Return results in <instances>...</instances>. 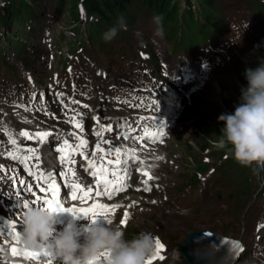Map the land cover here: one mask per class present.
Listing matches in <instances>:
<instances>
[{"label":"clouds","instance_id":"obj_1","mask_svg":"<svg viewBox=\"0 0 264 264\" xmlns=\"http://www.w3.org/2000/svg\"><path fill=\"white\" fill-rule=\"evenodd\" d=\"M122 21L123 17L117 25ZM153 23L162 35L163 17L154 16ZM118 30V26L109 28L103 40L110 42ZM244 78L247 86L240 90V103L233 113L218 117L224 126L216 147L227 149L241 166L264 165V60L254 69L246 68ZM58 214L41 206L24 208L19 223L22 231L18 232L20 246L46 250L54 257V264H146L156 253L158 238L152 232L141 231L127 238L111 217L61 225Z\"/></svg>","mask_w":264,"mask_h":264},{"label":"rangeland","instance_id":"obj_2","mask_svg":"<svg viewBox=\"0 0 264 264\" xmlns=\"http://www.w3.org/2000/svg\"><path fill=\"white\" fill-rule=\"evenodd\" d=\"M14 1L17 2L18 0H14ZM233 1H236L237 4H240V3L247 4L253 0H221L218 7L224 12V15H226L227 12L229 11H238L237 15H240V16L245 15L244 13L241 12L242 10H245L244 8H239L236 10L233 8H228ZM256 2H259V3L261 2L264 4V0H257ZM53 5L55 4L53 3ZM53 5L48 0H45V2L42 1V3H39L38 7H35L38 12L40 11L43 12V14L40 15L39 23L41 24L42 22H44V24L48 26L47 31L50 32V35H47L46 33H43V32L42 34L39 33L35 36L36 38L31 37L28 41V44H30L32 48H34V51L42 50L44 49V45L42 44L44 39H46L47 37L48 39H51V36L53 35L56 36L58 35V33H60L61 38L60 37L54 38V44L57 46L54 66L59 67L61 66V64L67 61L64 58L65 54H63V52H66V43L72 42L71 41L72 36L67 35V33L65 32V27L67 26V23L70 20V17H68L67 15L69 3L67 1L65 2V13L59 19L53 18V14L55 13L53 11V8H54ZM2 7H3L2 1H0V10ZM65 17H68V18H65ZM44 18L46 19V21H43ZM144 19L145 18H139L135 24L130 25V28H128V36L131 38V43L133 46H135L138 49L140 45L142 44V40L140 36L145 37L146 35V32H145L146 27L149 30L152 29V24L150 23L149 24L145 23L144 26L142 25L144 22ZM8 24L9 25L11 24L10 20H8ZM15 30L16 29H14L13 31ZM224 32L227 33L226 30H224ZM157 37L161 41V43L164 45V47L169 50L170 46L168 42H166L163 39V37H160V36H157ZM235 43H236L235 45L229 46L227 50H228V53L231 55V57L235 53L237 60H235L233 63L230 60L227 67H220L217 71L213 72V78L210 81L208 87L203 93L197 96L198 102H197L196 108L188 109V111L186 112L187 115L185 117V122L189 120H192V122L200 121L202 123L210 124L215 127L217 126V132L218 133L221 132V129L223 128L224 125L222 122L218 121V117L221 114L233 113L235 110V107L240 103V95H241L240 90L241 88H244L247 86V81L244 78L245 69L246 68L254 69L257 66H259V63L262 60H264V57H263L264 20H262V18L259 19V28L257 31H255L250 36L239 38L237 42L235 40ZM91 52H96V47L92 48ZM27 57L28 56L26 55L27 64H30L31 69L32 68L34 69L32 72L35 73L37 71L38 73H40V71L36 69V68L38 69L40 68L38 63L35 62L31 57L29 58ZM8 64L18 66L19 70L22 71L23 81L25 80L29 82L30 78L26 74L28 72L25 69L24 70L22 69V67L20 66V62L17 58L13 56H9ZM1 76L2 75L0 74V77ZM9 76H10V70L3 68V77H9ZM35 77H38V76H35ZM201 108L206 110L208 113L200 112ZM191 126L192 125L190 124L189 128ZM195 128L196 127H194V130ZM187 137L188 138L185 141H183L181 149L179 150L168 149L167 150L170 152H178L174 154V159L176 160V164L172 165L170 172L167 173L170 181H169V184H167L166 195L168 196L172 195V198H169V200L166 203L162 199L160 202L157 201V204L154 206H151V209H149L146 212V214H144L139 219H137L136 222L132 223L133 230H136L137 233L141 231H149V232H152L154 235H157V234L160 235L166 243L172 246L171 251L174 252L172 253L174 257L176 253L175 252L176 246L179 245L185 239V236L190 231L194 229L205 228L204 217L197 214L198 211L202 208L197 206L195 210L194 211L191 210L190 213L182 212V210L184 209L183 206L187 205L186 203L188 202V200L185 201L182 195L175 196L174 194L176 193H171L173 191H177V189L182 190L181 189L182 179L180 178L181 174H179L178 172L175 173L177 165H179V167L181 168L180 169L181 172H185L188 174L190 173L194 174L195 171L199 170L197 166L200 165L202 151L200 148L193 149L191 147L192 145L190 142L192 141L193 145L195 147H198L199 144H203L204 140L206 139L205 137H203L201 141L199 140L197 141L193 139L194 135L192 136L190 135ZM189 148L191 149L189 150ZM231 172L237 173L235 168L232 169ZM238 175L239 174H237V177ZM256 177H257L256 172L251 174V181L249 185L252 188H256L255 182L253 181V179ZM196 184H197L196 187H198L199 189L202 188L207 191L206 188L208 184H206V188H203L202 184L199 182ZM168 186H170V189L172 191H168ZM185 191L186 190L184 189L183 192ZM207 194L208 193L206 192L205 195L207 196ZM223 194H227V195L229 194V192H227V189L224 190ZM160 198H162V196H160ZM176 201H179L177 202L178 204L175 203ZM209 202H210L209 200H205V203H209ZM175 259H177V257H175ZM174 262L175 261L169 264H174ZM164 264H167V262H165Z\"/></svg>","mask_w":264,"mask_h":264},{"label":"trees","instance_id":"obj_3","mask_svg":"<svg viewBox=\"0 0 264 264\" xmlns=\"http://www.w3.org/2000/svg\"><path fill=\"white\" fill-rule=\"evenodd\" d=\"M6 2L3 9L0 10V25L4 24L7 17L12 19H21L20 13L28 11L30 7L24 0H19V3H14V0H1ZM58 3V11L61 5L59 4L62 0H50ZM202 7L209 8L210 18L215 21V10L213 0H199ZM76 0L72 2L73 18L77 19L76 12ZM136 3H141L146 6V9L154 10L157 14L167 15L169 13H175L177 8V3H173V0H85L84 6L86 8L87 14L91 19L87 22L89 36L92 39H97L99 37V31H96L98 27L102 24H112L113 19L119 18L124 14L128 18H134L135 14L132 12L134 5ZM156 9V10H155ZM125 11V12H124ZM162 11V12H161ZM159 12V13H158ZM176 15L169 17V20H175ZM216 128V127H215ZM217 129V128H216Z\"/></svg>","mask_w":264,"mask_h":264},{"label":"snow or ice","instance_id":"obj_4","mask_svg":"<svg viewBox=\"0 0 264 264\" xmlns=\"http://www.w3.org/2000/svg\"><path fill=\"white\" fill-rule=\"evenodd\" d=\"M76 126L79 127V125H76ZM108 130L110 131L111 129H108ZM20 135L21 136H24V137H27L28 136V133L27 132H21ZM39 135H40L41 142H43L44 138L47 135H49V134L48 133H44V134H39ZM11 143L15 144L16 141L15 140H12ZM84 144H85V141L81 140L80 141V145L83 146ZM64 148L65 149H68L69 150V154H71V149L67 145V143H65ZM58 151H61L63 153L64 150L63 149H58ZM96 151L97 152L100 151L99 146H97ZM114 153L117 156V159L115 161V165L116 166H119L120 165V162H121L120 159H119V157L121 155L120 149L119 148H114ZM127 155L128 154H125L126 157H127ZM132 156H133V159H134V153L132 154ZM27 159H31V157H28ZM64 159H66V156L62 154L61 155V160L63 161ZM109 163H111V162H109ZM125 163H127V159H125ZM141 163H142V161H141ZM89 167L93 169V175L97 178V183L98 184H102L104 186L106 193H108L109 187H112L114 190H119V189H115V185H111L110 182L108 181V179H107V172H108V170L106 168H104L102 166L99 167V168H97V166L94 163H92V162H89ZM143 174L146 177H148V179H151V177L149 176V174L147 172H144ZM112 176L114 178H116L117 180H119V177L117 176L116 171H113L112 172ZM47 179L50 182L52 180L51 177H48ZM21 183H23V182H21ZM145 184H147V180L145 181ZM53 186H54V184H53ZM28 191L31 192L32 190L29 188ZM41 191L44 192L45 189L44 188H41ZM50 192H51V189H50ZM47 194L48 193H46V195ZM51 194L55 195V193H51ZM108 194L110 196V193H108ZM97 195H99V193H97ZM73 199H75V197H73ZM33 203L36 204L37 206H41V207H43V208H45L47 210H50V211H54V212H58V213H65V212H67L68 214L72 215L73 217H82V218H84L85 216L88 215V213H85V212H81L78 215L76 209H67V210H65L63 207H59V206L57 208H53L51 206V203H50L49 200H47V199L41 200L40 197H37L36 200L33 201ZM27 206H29V204H27V203H25L23 205L24 208H26ZM95 207L98 208V212L97 213H92L95 216H98L99 215V212H103L104 211L103 206H95ZM127 215L128 214L125 213V218H127ZM95 221H96V219L93 220V222H95ZM123 223H124V221H121V224L122 225H123ZM15 227H17V226H15ZM15 238L19 242L18 232H17ZM159 249H160V242L157 241V251H159ZM12 252H13V255H18V253H17V251H16L15 248L12 249ZM30 255H33L34 258L37 256V254H35V253L30 254ZM39 255H43L45 257H51V255L46 250H44V249H41V252L39 253ZM45 264H51V260H46L45 261ZM146 264H151V261H146Z\"/></svg>","mask_w":264,"mask_h":264},{"label":"water","instance_id":"obj_5","mask_svg":"<svg viewBox=\"0 0 264 264\" xmlns=\"http://www.w3.org/2000/svg\"><path fill=\"white\" fill-rule=\"evenodd\" d=\"M208 235V234H206ZM185 243H183L182 246L179 247L180 252L185 256V259L183 260V264H190V260L192 257L196 256V250L197 253L200 255L201 250L207 249V248H216L218 247L217 255L219 256L217 264H232L234 261L237 253L239 252V248L237 246L229 248L227 240L222 238H212L211 236H205L204 233L199 232H193L187 235ZM216 241L219 243H215L212 245V241ZM222 241V242H221ZM223 245H222V244ZM225 243V245H224ZM218 244V245H217ZM202 246V249L200 248ZM227 246V247H226ZM196 248V249H195ZM227 248L228 252H227ZM226 251V252H225ZM214 255V254H213ZM221 255V256H220ZM193 264H196V262L193 260Z\"/></svg>","mask_w":264,"mask_h":264},{"label":"bare ground","instance_id":"obj_6","mask_svg":"<svg viewBox=\"0 0 264 264\" xmlns=\"http://www.w3.org/2000/svg\"><path fill=\"white\" fill-rule=\"evenodd\" d=\"M162 199V198H161ZM175 206V204H174ZM179 207V206H178ZM166 208V207H165ZM163 209V208H162ZM169 210V209H168ZM184 210V209H183ZM180 211V210H179ZM176 213V212H175ZM174 213V214H175ZM181 213V212H180ZM172 216V215H171ZM170 218V217H169ZM140 222V221H139ZM144 222V221H143ZM147 222V221H146ZM143 224V223H142ZM164 226V225H163ZM174 230V229H173ZM212 241V240H211ZM212 243V245H214L215 243H219L216 241H212L210 242ZM218 245V244H217ZM202 249V246L200 247ZM196 249V248H195ZM215 252H218V247L214 248H207V249H202L201 250V254L199 255L197 253L196 250V256L197 257H192V259L190 260V264H193V260L196 262V264H216L217 261L214 260V258L212 257L213 254H216Z\"/></svg>","mask_w":264,"mask_h":264}]
</instances>
